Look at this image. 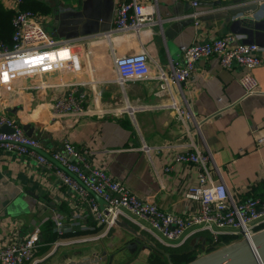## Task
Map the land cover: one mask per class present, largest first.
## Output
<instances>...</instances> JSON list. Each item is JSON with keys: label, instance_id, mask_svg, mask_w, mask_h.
Here are the masks:
<instances>
[{"label": "crops", "instance_id": "1", "mask_svg": "<svg viewBox=\"0 0 264 264\" xmlns=\"http://www.w3.org/2000/svg\"><path fill=\"white\" fill-rule=\"evenodd\" d=\"M16 1L0 0L4 8L15 11L20 5ZM25 1L48 7L36 13L48 34L71 41L78 67L49 66L54 61L50 55L38 63L46 65L40 73L16 75L6 84L0 78V115L15 119L47 150L45 163L0 152V249L36 232V264H64L77 259L69 258L72 250H85L71 247L81 243L58 246L49 256L50 250L37 254L58 238L53 230L57 215L63 216L64 240L94 237L104 230L94 226L84 200L55 173L57 163L49 153L60 151L64 142L73 144L93 167L124 183L138 198L165 211L186 215L199 209L197 201L185 197L186 189L198 183V170L174 161L176 154L194 147L211 154L210 173L215 182H224L234 201L264 195V142H257L264 137V50L261 65L252 70L258 91L248 95L239 83L241 66L224 68L215 57L197 61L192 76L175 87L199 122L198 126L192 122L188 129L173 110L163 106L169 103V92L175 93L174 87L159 92L161 82L156 77L160 70L170 72L179 60L181 45L239 35L246 43L264 47V0H221L219 5L205 6H193L192 0H137L146 13L152 12V19L140 31L126 33L109 32L120 0L21 3ZM242 8L245 11H239ZM139 52L149 57V77L124 79L114 67V58ZM20 65L17 71L34 68ZM73 84L85 94L86 105L101 111L99 116L51 115V104ZM74 222L78 224L71 231ZM126 227L143 234L131 220L120 217L104 236L92 241L121 239V249L112 251L113 244L103 247L101 243L96 250L113 253L112 262L123 260L120 264L135 260L152 264V255L158 252L167 256L143 247L142 241L131 248L129 243L137 238ZM198 234L188 238L199 250L196 257L210 246L208 235L204 239ZM125 252L131 255L127 262Z\"/></svg>", "mask_w": 264, "mask_h": 264}, {"label": "built area", "instance_id": "2", "mask_svg": "<svg viewBox=\"0 0 264 264\" xmlns=\"http://www.w3.org/2000/svg\"><path fill=\"white\" fill-rule=\"evenodd\" d=\"M191 4L197 6L198 1L192 0ZM151 19L152 12L146 13L144 6L137 0H120L115 6L113 26L109 32H138L142 25ZM12 23L11 44L0 42V78L3 84L8 83L13 76L27 75L33 72L32 70L40 73L46 65L38 63L46 62L48 57L43 58L45 56H53L54 61L49 66L64 65L77 69L74 57L76 54L74 55L71 41L57 39L48 34L36 12L17 8ZM263 50L262 46L242 41L239 35H225L202 43L181 45L179 60L173 62L170 72L160 70L156 75L161 82L159 92L171 86L175 89V93L169 92V103L163 106L173 110L177 120L186 129L192 122L198 126L199 122L196 121L188 101L180 93L181 90H178L180 83L189 79L196 70L197 61L201 58L215 57L224 68H230L234 64L241 66L244 71L239 77V83L245 95H248L258 91V82L252 70L261 65L260 53ZM113 63L124 79L149 77V57L145 52L117 56ZM19 65L20 67L34 65V68L27 67L17 71ZM50 109L53 117L64 115L92 117L101 113L100 110L86 105L85 94L74 84L67 86L65 92L51 104ZM3 125L12 131L7 133L0 129V152L28 155L40 163L47 162L46 156L42 154L47 150L37 138L27 135L19 122L0 115V127ZM257 142H264V137L257 139ZM142 149L147 148L143 146ZM49 154L57 163L55 173L61 182L84 200L94 226L102 227L104 230L94 237L74 236L64 240L63 216L57 215L53 219V230L58 238L51 244L47 256L58 246L85 243L104 236L120 217L131 220L139 231L147 232L166 247H177L189 237L201 232L208 235L210 246L215 244L222 246L225 245L222 243L223 239H228L230 243L249 238L264 228V195L234 201L224 182H215L210 173L208 165L212 160L211 154L196 147L174 156V161L192 165L198 170V183L186 189L185 197L197 201L199 209L196 213L186 215L165 211L154 202L138 198L124 183L103 169L93 167L69 142H64L60 151H52ZM96 196L102 199V203L95 198ZM77 224L72 223L69 230H75L72 227ZM84 228L90 230L94 227ZM37 240L35 232L20 243L1 248L0 264H36L38 261L34 258V251Z\"/></svg>", "mask_w": 264, "mask_h": 264}, {"label": "water", "instance_id": "3", "mask_svg": "<svg viewBox=\"0 0 264 264\" xmlns=\"http://www.w3.org/2000/svg\"><path fill=\"white\" fill-rule=\"evenodd\" d=\"M198 4L201 6L209 4L219 5L221 4V0L198 2ZM239 11L243 12L245 9L242 8ZM0 129L1 131L7 133L12 131L11 128L5 125L1 126ZM42 154L45 155L44 152H42ZM96 198L100 203H102V199L100 197L96 196ZM116 223H118V221ZM126 228L134 234L135 238H137V240L129 243V245L132 244L134 247H137L138 243L142 241L144 242L143 247L149 246L157 249L155 244H153L150 239L143 236V234H140L129 227ZM167 257L169 256L167 255ZM98 261L99 258L96 255L95 257L86 256L78 260L70 259L64 264H99ZM184 264H264V228L249 238H242L240 240L222 245L218 248L207 251L205 254L200 255Z\"/></svg>", "mask_w": 264, "mask_h": 264}, {"label": "trees", "instance_id": "4", "mask_svg": "<svg viewBox=\"0 0 264 264\" xmlns=\"http://www.w3.org/2000/svg\"><path fill=\"white\" fill-rule=\"evenodd\" d=\"M196 1H198V2H210L213 0H196ZM19 9L20 10H31L33 12H36V11L45 12L48 10V7L43 5L40 2H26L25 1V2L20 3ZM15 13H16V11L14 9L4 8L0 2V42H3V43L8 44V45L11 44V38H12V33H13L12 20H13ZM198 235L203 236L202 238H204V239H208L206 234L203 232L199 233ZM54 236L56 237V234ZM228 242H229L228 239H223V241H222V243H224V244H226ZM154 244H155V246H157L159 248L160 251H164L169 256V258L173 264H184V263L191 261L192 259H194L197 256V254L194 253V246H193L191 239L185 240L181 245H179L177 247H163L156 242ZM219 246L220 245H217V244L211 245L206 250L209 251V250L216 248V247H219ZM50 248H51L50 244L46 245V246L42 247L41 249H39L37 254L38 255L44 254L47 251H49ZM35 254H36V252H35ZM153 264H160V260H158V262L156 261Z\"/></svg>", "mask_w": 264, "mask_h": 264}, {"label": "rangeland", "instance_id": "5", "mask_svg": "<svg viewBox=\"0 0 264 264\" xmlns=\"http://www.w3.org/2000/svg\"><path fill=\"white\" fill-rule=\"evenodd\" d=\"M143 236H145L146 238H148V239H150L151 240V242L154 244L155 242L156 243H158L159 245H161V246H163V247H166V246H164V245H162L161 243H159L157 240H155L150 234H148L147 232H143ZM121 240V239H120ZM119 240V241H120ZM119 241H117V240H112V239H108V237L107 238H105V239H100V240H98V241H88V242H85V243H81V244H76L75 246H71V247H79V248H83V249H88L89 247H91V246H93V245H95V244H101L102 243V246L103 247H105V246H109L110 244H113V247H112V251H114V250H119V249H121L120 247H119ZM156 248L159 250V248L156 246ZM106 250V249H105ZM125 250H126V248H125ZM130 250H132V249H130ZM199 250H196V248L194 247V253H196L197 254V252H198ZM164 252V251H163ZM128 253V252H127ZM158 253H160V252H158ZM158 253H154L153 255H152V261L151 262H153V263H155L156 261L158 262V260H160V264H173L172 262H171V260H170V258L169 257H167V256H164L165 254L163 253V255H159ZM124 254V261H126L127 262V259H128V257L129 258H131V255H129L128 254V257H127V255H126V252L125 253H123ZM166 259V260H165ZM48 263V262H47ZM47 263H45V264H47ZM120 263H123V260L122 261H119V260H116V261H113V262H111L110 264H120ZM134 264H138L137 262H136V260H135V262H133ZM152 263V264H153ZM40 264H42V263H40Z\"/></svg>", "mask_w": 264, "mask_h": 264}, {"label": "flooded vegetation", "instance_id": "6", "mask_svg": "<svg viewBox=\"0 0 264 264\" xmlns=\"http://www.w3.org/2000/svg\"><path fill=\"white\" fill-rule=\"evenodd\" d=\"M132 240L133 239H130V242ZM99 245L100 244H95V245H93L94 247L91 246L92 248L89 247L88 249L83 250V252H79V251H77V249H74V250L71 251L72 255L69 258L75 257V258H77L76 260H78V259H81L83 257H86V256H83V255H86V254H83V253L88 252L89 254L87 255V257H95L96 255L98 256V258H99L98 263L99 264H110L112 262V260H113V253H107L106 254V252L104 253V251H105L104 249L103 250L102 249L101 250H96L97 248L98 249L100 248V247H96V246H99ZM130 245H131L130 247L133 248V245L132 244H130Z\"/></svg>", "mask_w": 264, "mask_h": 264}]
</instances>
